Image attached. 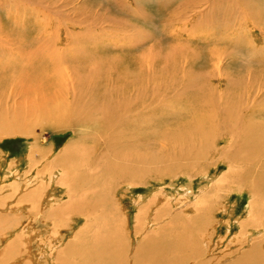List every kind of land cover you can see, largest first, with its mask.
I'll return each instance as SVG.
<instances>
[{"label": "bare ground", "instance_id": "bare-ground-1", "mask_svg": "<svg viewBox=\"0 0 264 264\" xmlns=\"http://www.w3.org/2000/svg\"><path fill=\"white\" fill-rule=\"evenodd\" d=\"M6 1L7 0H5L4 3ZM9 1L10 4L12 0ZM14 1L15 0H13L12 2ZM34 1L37 4H40L42 0ZM229 1L232 2V6L235 5L237 8V0ZM207 2V0H199V2L197 3H190L188 1H185L181 4H178L177 7L174 3L175 9L172 10V13L182 9L186 12H194L195 17L198 14L201 17L204 11H197V9ZM4 3L3 5L1 3L0 4L4 6ZM68 3L69 2H67V4ZM19 4L21 5L22 3H18V5ZM26 4L28 5V3ZM241 5H245L246 10H252L256 7L262 10V8L264 7V0H242ZM171 6H173V4ZM115 7L117 8V10H119L117 6ZM119 7L121 8L120 11L122 13H125L123 9L125 8L126 11H128V15H131L130 11L132 9V6H130V4H124L123 6L120 5ZM169 7L170 6H168L167 8L170 9ZM28 8H30V6ZM47 9V11H49L48 7ZM108 10L111 9L109 8ZM54 11L55 10L53 9L52 13H54ZM59 12L58 14H60ZM236 13H234L233 16L227 18V21L224 23V27L221 28L222 33L226 35H224V38H220L218 41L223 44L227 43L228 45H225L227 47L233 46L234 48H238L242 45L246 47L251 46L249 57L250 59H253L257 52L261 53L264 51V48L259 49V45H264V25L256 26V28L261 27L262 29L260 30V32L262 33L263 39L259 40L258 38L261 36H255L256 31L259 30L255 28L251 33V30L249 29L252 25L256 24L257 17L252 15L251 13H246L244 10L239 12V14ZM35 18L36 20H38L37 17ZM66 20L63 21L66 22ZM108 20H111V18ZM69 21L71 20L68 19V22ZM76 21L78 22V20ZM114 22L115 21L113 20V23L110 22V24H114ZM80 23L82 22L80 21ZM47 27L44 28L47 29ZM165 27L168 26L165 25ZM183 27L184 24H182L180 28H178V30L176 29L177 33H180V36H182L181 32L187 33V27ZM68 28L70 29V27L68 26L66 27V29L61 30L59 27V36L62 37L63 34H66L63 37L64 40L71 34ZM55 29L57 31V28ZM81 29L82 28H80V30ZM193 30L191 29V31ZM61 31L62 34L60 35ZM246 31L250 33V35L252 34L251 39L247 41L243 36L244 32ZM173 32L171 33L175 34L174 30ZM79 34L81 35L82 33L79 32ZM84 34L82 35L84 36ZM40 35L38 34L36 36V41L42 42L43 45L34 50V54H30L29 59L22 63L23 65L12 64L13 62H10L11 59H9L8 61L6 60V70L11 71L10 69H13L12 71L15 73L21 71V75L19 77L22 78L20 81H14L13 84H11L12 86L10 87H12L13 91L6 98L8 100L4 99L5 96H3L1 99L2 102L0 101V111L5 112L4 110H6L7 112H5V114H7L8 117L12 116L10 118L15 120H12L13 124L17 122L16 125L9 126H13L12 129L14 130H21L23 133L26 132L27 135L28 133L36 134V128L42 130V128L46 126L66 129L83 127V129L87 130V134H80L82 135V139L86 138L87 135L91 137L92 133L88 132L90 129L94 130L97 128L98 130L101 129L100 131H102V129L104 128L107 129V132L103 131L105 133L104 135L101 134L102 132L100 133L102 135L100 136V138L104 137L103 139L106 141L105 143H107V146H105V152L107 155L104 154L105 152L101 153L104 154V156L102 155V157L99 158L97 162H95L96 168L95 166L92 168L91 165H88V162L81 163L79 166L75 167V160L82 159L80 156H83V154L75 152V150L79 148L77 146L79 144L76 145L75 142H73L72 145L74 146L71 145L72 148L68 145L69 147L66 148V150L63 152V155L56 157L49 165L53 168L50 176H45V179H42L39 182L34 179L30 181L33 183L37 182L38 186L35 188V185H33L32 187L34 188L31 187V189L24 194L23 199H26V201H30L32 205L34 204L35 207H32H34L35 210L37 209V207L38 209L40 207L39 203L41 201V197L43 196L40 195L41 192L45 189L44 186L47 185L49 187V191L47 194L51 196L52 198L50 199H53V201L55 202L58 191L60 190L58 185H60L65 188L64 190L68 189L67 192L70 196L69 203L70 205H72V213L76 216L78 215L79 218H85L86 222L85 226H82L83 228L81 229V234L77 235V244L74 247H71V243L67 244L66 248H63L64 251L59 254L60 256H63L65 254L64 258L57 257V251H59L61 246L63 247V243L59 245V249L58 247L52 249L51 244L46 245L48 246L46 247L47 249H50L52 251L57 250V253L53 252L52 255L49 254L48 256L46 253V255H43V258L44 256H47L51 260L55 257V260L57 262L56 264H264V105L259 103L264 93L260 95V99H257V94H253L252 89H250L251 91L248 93L244 92V80H232L230 78L226 80L218 79L215 83V79H210L208 77L210 80L204 82L203 86H198V89H195L192 97L190 98L191 103L197 106L195 110L184 107L183 112H181L180 110L179 112L174 113L168 112L167 109L169 110V108H172L171 105L176 98L173 97V94L178 90L176 82H173L169 87H166V92L170 91L172 93V101L159 99L155 93L152 96L144 94L143 87L137 78H124V80L116 79L111 83L106 81L107 83L105 85H103L102 81L103 86L98 85L96 89L90 90L89 93V89L86 90V93H82L84 89L81 85V82L72 80L71 76H69V74L65 72V69H62L60 66H58V64L57 66L53 65L54 61L55 63L58 62L60 65L62 63L64 57H62L63 51L58 48V45L62 40L58 38V36L55 37V35L54 37L57 39L53 38V40H55L54 42H52L51 39L47 37V33L39 38ZM74 37L77 36H71V38ZM110 38L108 37V39ZM172 39H175V35H173ZM200 39L197 41L205 45L206 48H211L219 45V43H217L214 39ZM91 41H89V43ZM114 41H116V43L114 42L115 44H110L112 47L118 42L117 40ZM127 42H124V44H122V42L121 45L118 44V46H114L113 51L115 52V50L117 49H122L123 51V48H128L131 52V50L139 46V44H135L136 46L134 47L133 43ZM8 43L10 44L9 41ZM56 44L57 47H55ZM60 44L62 45V43ZM1 46L2 45H0L1 58L6 56L7 53L11 54L14 51V49L11 47ZM43 47L49 50L50 56H46V58H44V52L46 51H44ZM107 48L108 49L102 51L99 50L91 53L90 55H86H88L89 57L91 56L96 60H98L97 58H100L101 56V58L103 59L107 58V62H117L118 59H116L115 57L112 58L111 56V53H113V51L109 49L110 46ZM22 49H24L23 46L22 48L18 49L19 52H21ZM128 49H126V51ZM68 52L69 51L67 50V54ZM84 52V50H79L78 53H73L76 54L74 56V59L77 58V55L78 57H80L79 55H82ZM138 53L136 54V56H132V64L130 66L138 65V60H140V54ZM130 55L131 54H129V56ZM16 56L19 57V54H17ZM66 56V59L70 57L69 55ZM205 58V60H207L208 64L210 65L216 60L217 55L214 52L208 51L205 53ZM226 58L231 61L230 64L234 63L232 54H228ZM103 59L102 61H104ZM53 67L62 70L53 71ZM64 73H67L68 76L66 77ZM252 81L253 80H251V82ZM223 83L225 89L221 91L220 88L223 86ZM256 84L262 86L264 84V80L256 81L255 84H253V89H256ZM79 87H81L82 90ZM233 92H236L237 94H239L240 92L243 93L238 96L235 100L236 102L232 104L230 103L231 101H229L230 99L224 100V98H229L231 96L230 93ZM239 109H242L240 116L235 118L234 113H239ZM161 111L165 112V114L160 115ZM245 113L251 114L253 118L248 116L252 118L248 120V117ZM18 123L24 126H21ZM17 125H19V127ZM26 125H29L30 127ZM225 130H231L233 133V139L235 140V142L233 140L235 144L234 152L227 156L223 155L222 157V159H227L229 160V162H231L232 166L230 165L231 167H229L231 170L228 172V175L217 176V174H215L212 178H205L206 187L200 190V194H198L199 196H195V199L191 201L189 199H191L192 194H187L185 202H191H188L185 205H180L182 208L185 207V211L180 210L181 212L177 213L172 212L171 201L163 200L164 197L162 198L158 194L152 196H141L142 201L140 205L137 204L138 202H135L137 205L136 207H139V212L135 218V230L138 235L146 233V231L144 230L149 226V223H147L149 220L152 224L158 223V220L160 222L161 218L164 216V220H166V222L168 223L167 225H164L162 229H166L168 231L158 237L148 234L147 236H145V238H143L139 246L136 247L134 256H126V252L124 251V248L122 246L123 243L121 241L122 239L120 238L121 234L119 233V228L117 229L115 227L116 225H114L117 222H115V215H113V212L116 211L115 208L118 206L116 204L112 206V204H110L108 201V196L110 195V183L112 181L114 182L116 180L119 182H124L131 180L133 182L142 177V172L139 171V167L140 165H142V162L144 164L146 160L139 154L128 157L130 152H133L135 150L137 152H142L148 147H153L152 145H154L157 140L164 141V145L168 146L169 144L172 147L171 157L173 161L175 156L181 160L180 164L178 163L175 166V169H184L189 171L188 167H183V164L186 165L189 162L193 165L198 163L199 161L210 160L211 151L215 148L217 149L218 143L222 139V135L220 133L221 131L224 132ZM239 133H242L241 137H234L235 135H239ZM103 139L101 138L100 142ZM223 139L221 141H223ZM97 143V139L95 138L94 144ZM167 152L169 153L168 150ZM77 155H79V158H77ZM103 158H106L105 161L107 160V163L104 162ZM109 160H111V162H109ZM148 161L150 163H156V158L151 157ZM105 164H108L110 166H105ZM241 167L242 169H240ZM74 171H76V173H74ZM238 171H240V173L235 176L237 179H235L233 183L239 185V188L241 189V195H244V193L242 192H249L248 195H250L251 197L249 211L244 219L240 217L239 219L235 220L240 228V232L237 233V235H235L230 242L227 241L228 244L226 245L225 251L222 250L221 253L217 254L216 251L217 249L221 248L220 246L224 243V238L221 239L220 243H216L217 245L214 246L215 238L209 231V228L211 227V222H209V220H211V218H214L213 213L211 212L215 207L217 199L220 198L222 189H226V187L229 185L230 178H232L233 174ZM241 171L243 172L241 173ZM61 172L63 173L61 174ZM27 189L28 188H25L23 190L26 191ZM212 189L214 190L212 191ZM13 191V195H15L17 190ZM23 193H21V195ZM23 199L22 201H24ZM42 201H44V199ZM68 205L69 204L67 203V206ZM12 208L10 207L11 211H15ZM66 210V208H63V210L59 209V214L65 212ZM6 211L0 212L5 213L4 215H6ZM225 211L231 217L234 214V210L230 212L228 207L225 208ZM20 214L21 213H19V215ZM47 214V218L49 219V213L47 212ZM57 214L58 213H54L53 218L58 220L60 218V215ZM103 216L106 220L111 217L109 219V222H111V224H107L106 228L102 226L101 231L100 228L97 231L93 230V226H98L99 221L102 222L101 217ZM37 217L39 218L40 216ZM217 230H219L218 227L216 228V233L219 232H217ZM24 231L25 233H29L30 228L24 229ZM69 231L75 235L74 237H76L77 233H75L74 230ZM33 232L35 233L36 231ZM231 232L232 227H230L229 225L227 227L226 233ZM37 237L38 235L36 236V238ZM55 240L53 241H55L56 244L60 242V239L58 238ZM20 243L21 242H15L13 244H9L8 242L7 245H10L15 249V252L18 253V250H20ZM215 247L217 248L215 249ZM29 258L30 262L28 261L27 264H36V262H33V259H35V257L32 256V253ZM57 258H60L61 260Z\"/></svg>", "mask_w": 264, "mask_h": 264}, {"label": "rangeland", "instance_id": "rangeland-1", "mask_svg": "<svg viewBox=\"0 0 264 264\" xmlns=\"http://www.w3.org/2000/svg\"><path fill=\"white\" fill-rule=\"evenodd\" d=\"M4 1L5 0H2L0 3L3 5ZM7 1L5 2L6 4L4 3V6L0 4V45H2L3 47L8 46L9 41L11 45L9 44L8 47L13 48L14 51L11 54L7 53V55L3 58L0 57V101L3 96H5L4 99H6L8 95L13 91L12 87H10L12 86L11 84H13L14 81H20L22 79L19 77L21 75V71L15 73L12 71L13 69H10L11 71L6 70V60L8 61L9 59H11L10 62H13L12 64L23 65L22 63L29 59L30 54H32L38 47L43 45L42 42L36 41V36L38 34H41L39 36L40 38L47 33V37L50 38L52 42L57 39L55 38L57 36L63 41V37L66 34H63L62 37H60L58 33L60 29H66V27L68 26L70 27V29L68 28V30H70L71 32L70 35L77 37L71 38V36L69 35L68 37H70L71 39L66 37L63 42L60 41L62 45L59 43L58 48L63 51L62 57H64L62 63L61 65L58 62L55 63V61V64L53 62L52 63L56 66L58 64V66H60L62 69H65V72H67L69 76H71L72 80L81 82V85L84 89L82 93H86V90L88 89L89 93L90 90L96 89L98 85L103 86L107 82L111 83L116 79L124 80V78H137L143 87L144 94L152 96L155 93L159 99H165L169 101H172V98L176 97L171 105L172 108H169V110L167 109V111L170 113L179 112L180 110L181 112H183L184 107L195 110L197 106L191 103L190 98L192 97L195 89H198V86H203L204 82H207L210 79H215V83L218 79H241L245 81L243 85L244 92L248 93L251 91L250 89H252L253 94H257V99H260V95L264 93V84L262 86L256 84V89H253V84H255L256 81L264 80V51L261 53L257 52L254 58L250 59L249 53L251 52V46L246 47L242 45L238 48H234L233 46L227 47L225 46L228 45L227 43L223 44L218 41L220 38H224V35H226L222 33L221 28L224 27V23L227 21V18L233 16V14L236 12H238L236 14H239V12L244 10L246 13H251L252 15L257 17L256 24L254 23L255 25L251 26L253 28H249L251 30V33L256 28V26H263L264 7L262 8V6V10H260L258 7L253 8L252 10H246L245 5H241L242 0H237V8L235 5L232 6V2L229 0H207V5H202L204 7L201 6L199 8L197 6V11H204L201 17L199 14L195 17L194 12H186L185 10L181 9L172 13V10L175 9V5L177 7V5L181 4L182 2L188 1L190 3H197L199 2V0H42L40 4H37L34 0H15L14 2H12V0L10 3L11 5L9 4L10 1ZM67 2L69 3L67 4ZM18 3H22V7L20 4L19 7ZM26 3H28V5ZM124 4H130V6H132V9L130 11L131 15H128V11H126L125 8L123 9L126 14L120 11L121 8L119 6H123ZM172 4L173 6H171ZM114 5L117 6L119 10H117ZM27 6H30L31 9ZM46 6L49 8V11H47L48 9ZM168 6H170V9L167 8ZM57 8L60 10V12ZM109 8L111 10H108ZM53 9L55 10L54 13H52ZM58 12L60 14H58ZM29 14H32L34 17L32 15L30 16ZM35 17H37L38 20H36ZM107 18H111V20H108ZM68 19L71 21L68 22ZM61 20H66V22H62ZM76 20H78V22ZM113 20L115 21L114 24H110V22L113 23ZM80 21L82 23H80ZM79 23L82 25H80ZM182 24H184V27H187V33L181 32L182 36H180V33H177V30ZM165 25H167L168 27H165ZM47 26H50L51 28H48ZM58 26L60 27V29ZM44 27H47V29H45ZM55 28H57L58 32ZM80 28L82 29L80 30ZM191 29L194 30L191 31ZM256 29L259 31H256L255 36H261L258 39L262 40V33L260 32V30H262L261 27H258ZM173 30L175 31V34H173ZM170 31L173 33H171ZM79 32L82 34L85 33L84 36L82 34L80 35ZM55 33L58 35H56ZM61 34L62 31L60 35ZM173 35H175V39H172ZM243 36L247 41L251 39L252 34L250 35V33L246 31L244 32ZM108 37H111V40L108 39ZM53 38L55 39L53 40ZM199 39H214L217 43H219V45L211 48H206L205 45L197 41ZM114 40L118 41L114 46H118V44L121 45L122 42V44H124V42L126 43L127 41V43H133L134 47L137 44H139V46H137V48H134V51L131 50V52L128 48H123V51L122 49H117L114 52V46L112 47L110 45L112 43H116V41ZM89 41L91 42L89 43ZM22 46L24 49H22L21 52L24 54H22L18 50L22 48ZM109 46V49L113 51V53H111V56L112 58L115 57L116 59H118L117 62L111 63L109 61V63L106 61L108 60L107 58L103 59L100 55L99 56L101 59L97 58L98 60L94 59L91 56H88L96 51L108 49L107 47ZM259 46V49L264 48V45ZM55 47H57V44ZM43 48L44 51H46L44 52V58H46V56H50L49 50H47L45 47ZM126 49L128 50L126 51ZM67 50L69 51L68 54ZM79 50H84L85 52L82 55H79L80 57H78L77 55V58L74 59V56L76 54L73 53H78ZM208 51L214 52L217 55L216 60L210 65L208 64V61L205 60V53ZM137 53L140 54L138 65L130 66L132 64V56H136ZM17 54H19V57L16 56ZM129 54H131V57L129 56ZM228 54H232V59L234 61L233 64H230L231 61L226 58ZM66 55H69L70 57L66 59ZM102 59L104 61H102ZM87 60L90 61L88 62ZM62 69L53 67V71ZM67 73H64L66 77L68 76ZM251 80L253 81L251 82ZM173 82L177 83L178 90L173 94L172 97V93L170 91L166 92V87H169ZM222 85L223 86L220 88L221 91L225 89L224 83ZM79 88L82 90L81 87ZM242 93L243 92H240L239 94H237L236 92L230 93L231 96L229 98H224V100L230 99V103L233 104L234 102H236L235 100L237 99V97ZM259 103L264 105V95ZM4 111L7 112L6 110ZM238 111L239 113L233 112L235 118L240 116L242 109H239ZM5 112L0 111V211H7L6 215H4L5 213L0 212V264H20L21 262V264H27L28 261L30 262L29 257L31 253L32 256L35 257V259H33V262H36V264H56L57 262L55 260V257L52 258L54 261L52 259L51 261L47 256L49 254L52 255L53 252H56L57 250L52 251L50 249H47L46 247L48 246L46 245L51 244L52 249L57 247L59 249V245L63 243V247L61 246L59 251H57L58 255L64 251L63 248H66L67 244L71 243V247H74L77 244V235L81 234V229L85 226V218H79L78 215L76 216L72 213V205H70L69 203L70 196L67 192L68 189L64 190L65 188L60 185H58L60 190L58 191L55 202L53 201V199H50L52 197L47 194L49 191V187L47 185L44 186L45 189L41 192L40 196L43 195L45 197L44 198L42 196L45 203L44 201H42L43 199L41 197L39 205L40 207H42H39V209L37 207L36 210L34 208L35 205H32L30 201H26V199H23V196L27 191L31 189L33 185H35L34 187L36 188L38 186L37 182L45 179V176L51 175L53 168L49 165L56 157L62 156L66 148L71 146L73 142H75L76 145L79 144L77 145L79 148H77L75 152L83 154V156H80L83 160H75V167L79 166L81 163L88 162V165H91L92 168L95 166L96 168L95 162H97L98 159L102 157V155H107L105 152V146H107V143H105L106 141L103 139L104 137H101L103 140L100 142V136L104 135V132H107V129L104 128L102 129V131H100L101 129L98 130L97 128L94 130L90 129L88 132L92 133L91 137L87 135L86 138L83 139L81 138V136L83 134H87V130L83 129V127L66 129L46 126L43 127L42 130L36 128V134L28 133L27 135L26 132H24V134L21 130L12 129L17 122L13 124V121L15 120L10 118L12 116L8 117ZM163 114H165V112L161 111L160 115ZM245 114L247 115V117H252L251 114ZM250 117H248L247 119L249 120L253 118ZM20 123L18 124L24 126ZM19 125L17 126L19 127ZM220 134L222 135V139H224L223 141H221L222 139L219 141L217 149L215 148L211 151V159L208 161H199L198 163L193 165L189 162L186 165L183 164V167H188L189 171L184 169H175V166L178 163L180 164L181 160L175 156L174 151L175 157L173 161L171 157L172 147L169 144L168 146L164 145V141L157 140V142L154 143L155 146L152 145L153 147H148L142 152H137L136 150L130 152L128 157L139 154L146 160L145 163L143 164L142 162V165H140L139 167V171L142 172V177L133 182L131 180L124 182H119L116 180L114 182L112 181L110 183V195L108 196V201L110 204H112V206L116 204L118 207H120L115 208L116 211L114 212L116 213L113 212V215H115V222H117L114 225H116L115 227L117 229L119 228V233L121 234L120 238L122 239V246L124 248V251L126 252V256L128 255V257H133L136 247L139 246L143 238H145V236H147L148 234L158 237L168 231L166 229H162L164 225H167L168 223L166 222V220H164V216L161 218L160 222L158 220V223L152 224L149 220L147 222L149 223V226L144 230L147 234L143 233L141 235H138L135 230V218L139 212V207H136L137 205L135 202H138L137 204L140 205L142 201L141 196H152L158 194L160 197H164L163 200L171 201V210L172 212L177 213L185 211V207L182 208L180 205H185L188 202L193 201L195 199L194 197H197V195L200 194V190L206 187L205 178H212L215 174H217V176L228 175V172L231 170L229 167H231L232 165L229 160L222 159V157L223 155L227 156L234 152L235 140L233 139V133L231 130H225L224 132L221 131ZM236 136L241 137L242 133H239V135H235L234 137ZM95 138L97 139V144H94ZM167 150L169 151V153L167 152ZM103 152L105 153L101 154ZM77 156V158H79V155ZM151 157L156 158V163H150L148 161ZM103 159L104 162L107 163V160L105 161L106 158ZM111 160H109V162H111ZM108 164H105V166H107ZM240 169H242V167ZM242 172L243 171H241V173ZM62 173L63 172H61V174ZM74 173H76V171H74ZM238 173H240V171L234 173L232 178H230L229 185L226 187L227 191L226 189H222L220 198L217 199L215 207L211 212L213 213L214 218H211V220H209V222H211L209 231L215 238L214 246L220 243L221 239L224 238V243L220 246L221 248L217 249L216 251L217 254L221 253L222 250L225 251L228 242H230L231 239H233L234 236L240 232V228L235 220L239 219L240 217L244 219L249 211V204L251 201V197L250 195H248L249 192H242L244 193V195H241V189L239 188V185L233 183V181L237 179L235 176H237ZM32 179L37 181L35 182L36 184L30 182ZM17 186L20 189H18ZM25 188L28 189L25 191L23 190ZM13 190H17L15 195H13ZM213 190L214 189H212V191ZM21 193L23 194L21 195ZM187 194H192V197L191 199H189L191 201L187 200L188 202H185ZM22 199L24 201H22ZM50 200H52L53 202ZM12 203L15 204L13 205ZM67 203L69 204L68 206ZM9 206L11 208L13 207L12 209L16 212L11 211ZM227 207L230 212L234 210V214L232 217L225 211V208ZM63 208H66V211L68 212L65 211L59 214V209L63 210ZM47 212L50 216L49 219L47 218ZM19 213L21 214L19 215ZM54 213H58L57 215H60V218L58 220L53 218ZM116 214L118 217L116 216ZM37 216L40 217L38 218ZM36 218L39 220H37ZM109 219L106 220L104 219V216L101 217L102 222L99 221V225L93 226L92 229L97 231L100 228L101 231L102 226L106 228L107 224H111V222H109ZM216 221H218L219 223ZM215 225L219 229L217 230V232L219 231L218 233H216L217 227ZM229 225L230 227H232V232L226 233L227 227ZM26 227L30 228V234L25 233L24 229H27ZM69 230H74V232L77 233L76 237H74L75 235ZM33 231L36 232L34 233ZM16 233L19 235H17ZM37 235L38 237L36 238ZM57 238L60 239V242H62L56 244L55 241L57 240L55 239ZM6 241H8L9 244L21 242V245L19 244V252L16 253L15 249L10 245L8 246V242ZM5 244L7 245V247ZM217 247H215V249ZM46 253L47 256H44L43 258V255H46ZM58 255L57 257L60 258L65 257V254L63 256Z\"/></svg>", "mask_w": 264, "mask_h": 264}]
</instances>
